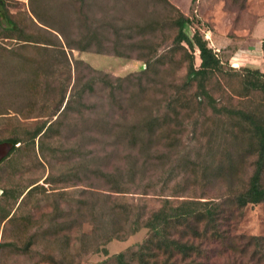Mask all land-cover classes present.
<instances>
[{"label":"trees","instance_id":"trees-1","mask_svg":"<svg viewBox=\"0 0 264 264\" xmlns=\"http://www.w3.org/2000/svg\"><path fill=\"white\" fill-rule=\"evenodd\" d=\"M29 1L31 4L32 0ZM166 2L161 0L163 5H168ZM12 4L18 2L0 0V120H6L11 113L22 117L21 110L5 105L9 84L22 81L20 74L25 66L31 68L30 87L35 95L41 80L43 85H51L60 58L68 72L77 73L79 65L91 72L90 94L95 95L98 85L107 91L102 103L88 107L93 127L90 146L94 180L89 185L90 201L80 202L77 215L88 216L93 227L89 251L105 253L108 243L125 241L147 229L149 235L137 251L130 258L127 252L116 255V264H264V259H258L255 252L252 257L256 259L243 261L241 257L249 243L246 244L245 237L234 235L232 223L249 205L264 203V117L256 110L218 101L213 95L208 86L214 76L225 70L219 56L221 51L217 52L210 40L206 41L192 27L190 19L179 15L173 21L176 27L173 44L189 57V62L185 85L175 91L169 104L171 113L162 117L159 114L163 103L143 101L139 94L144 95L150 75L164 67L169 58L167 53H172L171 46H160L161 39L157 38L167 21L147 19L146 15L129 23L123 20V25L113 21L109 36L102 35L100 39L97 34H90L86 23H80L77 28L55 19L49 21L32 5L29 10L13 13ZM188 29L193 30L191 35ZM93 42L97 43L98 54L113 53L119 58L143 61V70L125 78H112L84 61H73V51H90ZM103 46L105 51L101 52ZM189 51L198 52L199 67ZM242 72L239 76L244 87L264 94V74L249 69ZM159 83L169 99L172 86H166L163 80ZM192 88L195 101L191 97L186 102L182 92ZM85 93L79 91L75 97L72 94L67 101L64 93L52 115L57 117L54 122L46 121L33 133L6 139L14 149L3 162L23 142L35 144L37 138L49 133L53 124L61 125L60 117L73 105L78 107L77 114H81ZM194 102L197 107H204L211 119L222 121V132L208 135L206 153L202 148L184 146L187 135L182 129L187 126L196 127L189 135L190 143L206 137L199 132V126L201 131L205 123L200 125L198 119L195 123L189 121L193 115L188 107ZM38 117L41 116L34 114L27 119ZM228 125L235 129H227ZM247 141L248 149L242 147ZM250 157L251 165H246ZM35 185L25 190L23 200L40 188ZM9 217L7 213L5 219ZM250 241V246L262 247L259 251L264 252V237H252Z\"/></svg>","mask_w":264,"mask_h":264},{"label":"rangeland","instance_id":"rangeland-1","mask_svg":"<svg viewBox=\"0 0 264 264\" xmlns=\"http://www.w3.org/2000/svg\"><path fill=\"white\" fill-rule=\"evenodd\" d=\"M14 1L18 4H12L13 13L29 10L32 5L41 10L44 19L49 21L55 19L53 21L73 24L77 28L80 23H86L90 34H97L100 39L109 36L113 21L123 25V20L129 23L141 15L151 20L167 21L157 38L161 39L160 46H171L172 53H167L169 58L165 66L150 75L152 78L145 85L147 91L144 95L139 94L143 101L162 102L159 114L162 117L171 113L169 104L175 97L174 93L182 89L186 81L189 57H185L173 44L176 34L173 21L183 15L190 19L192 27L205 40L208 35L210 42L221 51L219 56L225 70L214 76L208 86L213 95L218 101L256 110L264 117V94L248 91L239 76L243 74L242 69L259 70L264 74V0H167L168 5H163L161 0H32L31 4L29 0ZM19 20L27 24L23 16H19ZM188 32L191 35L193 30L188 29ZM104 47L101 52L105 51ZM91 49L87 52L73 51V61H84L94 70L112 78L139 74L145 65L143 61L119 58L113 53L98 54L96 42ZM189 54L194 57L195 66L199 67L201 60L198 52L189 51ZM58 61L60 64L50 80L51 85H43L44 80H41L37 95L30 87L31 68L27 66L20 74L22 81L10 83L8 87L9 97L5 107L21 110L22 117L11 113L6 120H0V143L14 135L33 133L46 121L54 122L57 117L52 115L59 108L64 93L66 101L79 91L86 93L81 114H77L78 107L73 105V110L69 109L60 117L61 125L53 124L49 133L37 138L35 144L23 142L3 162L13 148L0 163V264H116V255L127 252L130 258L149 235L147 229H142L125 241L108 243L105 253L89 251L93 227L88 216L77 215L80 202L90 201L89 185L94 180L90 146L93 127L88 107L95 102L102 103L107 91L98 85L95 95L90 94L91 72L81 65L77 73L74 70L68 72L63 58ZM46 70L47 64L43 68L44 72ZM13 75L11 71L10 76ZM75 78L77 85L73 89ZM161 80L166 82V86H172L169 99L163 94L166 90L160 85ZM194 93V88L189 92L183 91L184 100L189 102ZM121 94L126 96L125 92ZM188 111L193 115L189 119L191 123H195L196 119L200 125L205 123L201 131L199 126V132L206 137L197 143H190L189 135L196 127L187 126L182 129L187 135L184 146L202 148L206 153L205 150L209 149L206 147L208 135L221 133L222 121L211 119L208 111L197 107L195 102L190 104ZM34 114L41 117L27 119ZM229 128L235 129L232 125H228ZM242 147L250 148L249 141ZM250 159L245 162L246 165H251ZM34 183L40 188L23 200L25 190ZM7 213L10 217L5 219ZM11 217L13 219L9 220ZM232 223L234 235L245 237L246 244L249 243L245 255L241 257L243 261L249 263L250 259H256L252 257L254 252L258 254V259H264V252L259 251L262 247L255 249L254 245L250 246L252 237H264V203L249 205L235 216Z\"/></svg>","mask_w":264,"mask_h":264},{"label":"water","instance_id":"water-1","mask_svg":"<svg viewBox=\"0 0 264 264\" xmlns=\"http://www.w3.org/2000/svg\"><path fill=\"white\" fill-rule=\"evenodd\" d=\"M14 145L9 142L0 143V163L10 154Z\"/></svg>","mask_w":264,"mask_h":264},{"label":"built area","instance_id":"built-area-1","mask_svg":"<svg viewBox=\"0 0 264 264\" xmlns=\"http://www.w3.org/2000/svg\"><path fill=\"white\" fill-rule=\"evenodd\" d=\"M206 38L207 39H210V37L208 36V35H206ZM213 45V44H212ZM214 46V45H213ZM217 50V52L219 51V49H216Z\"/></svg>","mask_w":264,"mask_h":264},{"label":"crops","instance_id":"crops-1","mask_svg":"<svg viewBox=\"0 0 264 264\" xmlns=\"http://www.w3.org/2000/svg\"><path fill=\"white\" fill-rule=\"evenodd\" d=\"M215 47V46H214ZM233 60H237L236 58H234ZM233 66H235L234 64H233Z\"/></svg>","mask_w":264,"mask_h":264}]
</instances>
